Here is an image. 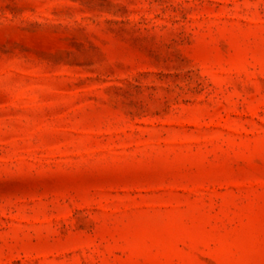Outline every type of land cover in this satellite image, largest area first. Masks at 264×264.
I'll return each instance as SVG.
<instances>
[{"label":"rangeland","instance_id":"1","mask_svg":"<svg viewBox=\"0 0 264 264\" xmlns=\"http://www.w3.org/2000/svg\"><path fill=\"white\" fill-rule=\"evenodd\" d=\"M0 264H264V0H0Z\"/></svg>","mask_w":264,"mask_h":264}]
</instances>
